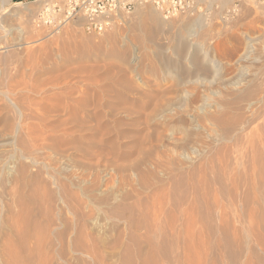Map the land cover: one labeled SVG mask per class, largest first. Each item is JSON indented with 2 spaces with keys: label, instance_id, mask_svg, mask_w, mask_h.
I'll use <instances>...</instances> for the list:
<instances>
[{
  "label": "rangeland",
  "instance_id": "1",
  "mask_svg": "<svg viewBox=\"0 0 264 264\" xmlns=\"http://www.w3.org/2000/svg\"><path fill=\"white\" fill-rule=\"evenodd\" d=\"M41 1L42 0H7L4 8L0 9V261H8L6 258L9 255L6 254V258H4V253L6 252V250H4L3 247L4 243H6L5 245L7 247H10L7 248L5 246L7 248V251L11 250L9 251V254H11V256L8 257L9 260L16 261L18 253L20 251L16 264H26L24 261L33 260L34 261L32 264H43L44 261H46L45 263L47 264L49 262V264H64L65 262L67 264H88L89 262L87 261L90 260L85 256L83 257L80 255L76 256L71 254L66 257L61 256L62 259L60 260L56 254L57 248L54 246V244L53 246L52 244L50 246H47L49 242H52V234L49 231L48 233H46L47 239L49 240H47L46 243L43 242L44 239L42 236H45L44 229L46 225L44 223L48 219L54 221L56 220V218H59L66 223H71V225H74L75 218L72 216V212H74V204V206H82L84 208L85 214H87L88 216V219H86L87 223H85V232H90L89 235L95 238L96 241H103V245L100 248L103 255V264H140L139 262L142 260L141 257L144 258L145 255L146 260H148L147 264H167L168 262V264H177V261L180 259L183 262L187 260L193 261V257H197V259L194 261H202L203 264L204 262L205 264H211L213 262L216 264H245L247 260L251 262H247L246 264H255V262L256 264H264V248L261 247L262 243L264 244V240L262 239L264 237L261 238L258 236L260 240H257V236H255L257 234L261 235L262 233V235H264V222L262 223V221H264V218H262L261 216L264 210V184H262L263 186L261 185L260 187L258 179L261 178V167H259L260 164H255L254 161L255 148H258V146L260 147V145L262 146L264 144V141L262 142V140H264V131H261V129L264 130V101L263 103H261L262 99H260L263 98L264 100V94H262L264 93V1L203 0L202 8L197 14V16L200 15L201 29L198 30L195 37L191 41L186 42L184 40L187 43V48L181 47L179 49H174V47H172L175 45L174 42H172L171 44V42L169 41H164L163 46H166L167 48H163L160 51L156 50L157 48H155L153 44L142 39L143 37L140 36L142 35V31H140L141 28H138L140 33L138 32V30H131L133 26L130 23V20H133L132 17L134 16L136 9H134L129 14L118 16L113 27L102 34H88L79 27V22H73L74 25H71V22V24L65 26L56 35L49 36L46 35V33H44L43 31L36 30L31 22L33 15L41 6ZM142 5L144 6H137L136 8L142 7V9L145 10L152 6L150 4ZM184 17L192 19L195 16L192 18L187 16ZM126 22L128 23V25H126ZM139 37H141V39ZM185 42L183 44H186ZM196 45H199L200 47H197L198 50L196 49ZM188 48L190 50H187ZM201 48L203 49V51ZM191 49L195 50L192 51ZM165 50H167L168 52ZM111 51H118L116 53H119V55L122 53L125 56H113L111 54ZM157 51L160 52V55H158L160 56V58L157 57ZM182 51H185L187 55ZM195 51L196 54H194ZM165 52L167 53L165 54ZM175 53H177L178 55ZM171 54L172 56H170ZM241 54H246V57L248 58H246L245 60H239V56ZM161 55L164 56L161 57ZM185 56H187L188 58H186ZM204 56L205 60H202ZM161 58H164L162 59V61L171 60L173 64L169 65L170 68L169 66L167 67L163 65ZM172 59L175 60L172 61ZM192 59H195V62ZM191 60L194 63L198 62H196V60H201L200 62H198L201 64V70L199 72H195L196 69H193V63L190 64ZM174 64L176 65V67H172V65ZM212 64L213 66H215L213 67ZM211 67L213 68L211 69ZM185 71L188 72L185 73ZM253 79L256 81H254ZM251 82L252 85H257L261 87V90H263V92L260 91L261 95L259 93L257 95L258 97L256 96V100H261V102H257V104L259 103L258 107L256 103L249 106L244 102H242L243 106L242 103L237 104L236 106L235 102L237 94H240V91H245L247 89L246 87L251 86V84H249ZM227 91L229 92V94ZM230 93L232 94L230 95ZM181 98H183L182 101H180ZM68 99L77 101L86 100L87 104L91 105L89 107L91 113L100 114L101 116L99 118V122L103 125V128H107L106 132L104 131V136L102 137L104 146L100 148L99 152L97 151V149H93L91 151L93 156H90L87 162L83 160V162H86L84 168L78 166V164H74L73 162L71 163L67 159H62L59 156L55 155V153L51 149L49 150V146L51 145V143L47 141V146H44L45 142L41 140V138L44 136H49L50 138L54 134V132H52L51 130H45L43 123L55 125L56 121H63L68 117V114L65 113H47L46 111L48 109H51L54 105L66 102ZM158 100H161L160 102H163V104L171 102L169 105L171 106V108H173H170V112L168 113L169 115L167 114L169 117L166 116L165 119L160 121L162 129L156 128L155 124L152 123V121L146 120V115L149 113V109H146L145 104L151 101ZM225 100L227 102H225ZM228 101L229 104H231L232 102V104L235 105L234 106L231 104L235 109L232 106H229L232 109H227V111L232 114L229 118L233 120L239 119L238 122L240 121V123L238 124V128L241 132L236 130V126V129L232 128V130H229V133L234 130L233 133L235 135L231 133L233 137L232 135L227 133L229 137H232V139L229 138L227 134H221V132L223 131L220 132L219 130L222 129L216 127L215 124L210 121V117L216 113L221 112V105H223V103L228 104ZM218 102L223 103L219 105ZM216 104L218 106H216ZM94 105H96L95 110ZM236 107L238 108V110ZM211 113H213V115H211ZM229 113L227 112V115ZM234 117L236 119H234ZM245 120L247 121V124L245 123ZM95 124L97 125V121H91V126L96 127ZM16 126L20 127L18 130V136L16 138L23 137V140L28 141L30 144L34 145L35 143H38L40 145L42 144V146L34 149L32 154L26 153L27 155H25L22 159L20 158V154H18L14 150V147L12 145L10 147L9 142L10 137L14 136V129ZM250 130L254 132H251L252 136L251 133H249ZM258 131L262 132H259L260 136H263L262 139L261 137H258ZM184 134H187L186 137L184 136ZM253 134L254 136H256L254 137ZM225 135L226 140L229 139L233 143L229 140L225 142ZM249 135L251 136V138ZM254 138L255 140H257H254V142H260V144L256 145L257 143H253L252 139ZM259 139L260 141L258 142ZM250 140L251 143H249L250 146H248V142H250ZM97 141H99L98 138L94 139L95 143H97ZM252 143L253 147L251 145ZM3 144H6L7 146H4ZM223 145L226 147H224ZM228 147L229 149H231L228 150ZM245 147H248L250 151L248 149L244 150ZM224 148L226 149L225 152ZM261 148L264 150V145L263 147H260L258 149L260 150ZM226 152L227 154H225ZM229 152H231V154ZM259 152H263L262 154L264 155V151L261 152L260 150ZM96 153L99 156H97ZM242 153L245 158H241ZM228 154L233 157H231L232 159L236 158V160L233 161L230 158L229 161L228 157L230 155ZM13 155L14 157H12ZM225 155H228L226 156L227 158L225 157ZM263 155L262 157L264 160ZM213 156H215L217 159L215 160V157L213 158ZM146 157H148L147 160H150H148L149 162L152 161L151 163L156 164L157 166L150 163L151 166H149L148 169L151 173L148 178L142 179L137 175V173L132 170V167L135 163L141 161L144 158L146 159ZM221 157L223 158V160ZM237 157L238 159L240 158V161L243 159L245 160L241 161L240 163ZM28 158L35 159L36 165H32L31 160H29ZM247 158L249 159V161L246 160ZM209 160L213 163H211ZM220 160H222L223 164L219 163L221 162ZM215 161L217 162V164L219 163V166L221 167L220 168L218 166V169L220 168L222 170L213 168L217 167ZM225 161L226 165L224 164ZM227 161L229 162L227 163ZM246 161L248 164L246 163ZM242 162H244V164ZM249 162H253L255 165L253 163L252 164L255 167H253V165ZM207 163L209 165H212L213 167H211L210 169ZM21 164L27 165L26 173L24 175L25 184L23 186L21 184V181L15 180L17 178H20V175L17 173V171L18 167ZM227 164L229 165V169L230 167H232L231 170L233 171V173L231 172V170L229 172H231L233 176L231 173L229 174ZM245 164L249 166V171H251L252 169L249 175L247 172L248 169ZM121 165L123 167H126L127 170L120 171L119 167ZM199 165H201L202 167L200 166V168ZM205 165L207 167H205ZM238 165L240 167H238ZM256 165L258 166L256 167ZM258 167L259 169H257ZM39 168L42 169L39 170ZM240 168L241 171L239 170ZM242 168L245 170H243ZM201 169H204L206 172H204V170L202 171ZM234 169L237 170L235 171ZM194 170L198 171L197 173L199 175L197 173H194ZM225 170H227V174L225 173ZM254 170L256 171L254 172ZM214 171H223V173L228 176L226 178L224 176L225 174L221 175L218 172V175L221 177H217V173H214ZM190 172L191 175H194V178L197 177V180H194V182H197V184L195 183L196 187H199L197 188V195H201L199 199L203 198L199 200L200 208L203 206L200 210H209V214H214L215 216L209 217L211 219L202 220V215L199 217L198 215H196L195 210H190L193 194L191 193V189H188V192H186L187 188L191 187L190 183L193 182H190L191 179H189ZM237 172L240 173V176L242 178ZM201 173H203L207 177L202 175ZM246 173L248 176L246 175L245 178L244 175ZM234 174H236L235 176L239 181L235 179ZM257 174H259L260 176ZM178 176L183 177V185L184 182L187 181L188 183L186 182V185L189 186H186V188L185 185L183 186L185 188V192L188 194L185 196L187 198V206H185L186 210H184L183 208L185 213L184 215L180 216L181 219L176 224L175 222H177L176 220L178 219L179 215L177 216L176 214L178 213L171 210L170 206L172 205V203L171 205L170 203L167 204L168 202H170L169 200L171 198L167 194L169 193L168 190L172 187L171 181L176 179V177ZM202 176L204 178L206 177L205 180L204 178L203 180L201 179ZM222 176L226 181L222 180L223 183L221 181L222 184L219 183V185L217 184V181L219 179L220 182ZM216 177L218 179H216ZM232 177L234 179H231ZM243 177L245 180L243 179ZM248 177L250 178V181H248ZM256 177L257 180L255 179ZM263 178L264 177L262 175V181H264ZM207 179L208 181H206ZM261 179L259 180L261 181ZM199 180L201 181L199 182ZM210 180L212 184L209 182ZM253 181L254 183L257 182L259 186L257 183L254 184ZM202 182L204 188L207 187V189H205H209L208 191H206L203 186H201ZM204 183H210L211 185L207 184L206 186V184ZM229 183L231 184V186L229 185ZM233 183L235 185H233ZM246 183L248 186H246ZM238 184L241 185V190H239ZM249 184L251 188L249 187ZM251 184L254 186H251ZM222 185L223 188L221 190ZM255 185L258 188H256ZM228 186L232 189L230 190ZM234 186L238 187H236V189H238L235 190V192L237 191L236 193L234 192ZM61 187L62 191L60 190ZM224 187L226 188V190L224 189ZM247 187L251 190H249ZM259 188L260 191H258ZM261 188L263 191L261 190ZM199 189L200 191L202 189L205 195H203L202 191L200 192ZM256 189L259 195L257 192H255ZM223 190L224 193L227 191V194H222L221 192H223ZM232 191L237 196V198H233L235 197V195L232 193ZM209 192L211 194H209ZM229 192L232 193V197L230 196L231 193ZM163 193L165 194L164 199L165 202H167L166 204L162 202L163 198H160L163 197ZM261 193H263V195ZM207 194L209 197L207 196ZM245 194H247V196H245ZM64 195L66 198L63 197ZM149 195L151 198L149 197ZM189 196L191 198H189ZM243 196L247 197L248 201L247 198L244 199ZM146 197L149 198L147 199ZM158 197L159 200L157 199ZM206 197L209 200L210 204L209 202H205L206 200L204 199ZM103 199L105 200V202ZM249 199L252 200L250 201ZM138 200H140V211L137 212V210H135L132 211L133 213H130L129 210L124 209L121 216L127 218L128 215H132L133 217H136L137 215V217L140 219V215L142 217H146L148 221L151 219L150 222H153L151 223L152 227H154L152 236L157 244L158 241L161 242L162 240V233L165 232L166 234L167 230H169V233H167L168 235L170 234L169 237L173 236L172 239L176 241H178V238L181 240V238L179 237L181 236V245L180 243H178L180 241H178L177 243L175 241V246L167 247V250L171 256H169L171 260L168 259L169 257L167 258L168 260L165 259L166 256L163 250H153L150 248L147 241L144 240L146 239V232L144 229H142V231H135L133 229V231H130L126 223V221L128 222V219H125L124 221L122 219V221L120 222L108 220L105 218V216L108 215L116 207L122 206L123 208H127L137 203ZM144 200H146L144 203L147 206H145V204L143 203ZM147 200L151 202H153L154 200H158L160 203H157L158 201L156 203H154L155 201L151 203ZM188 200L190 201L189 203ZM255 200H257L258 202L262 201L261 203L263 204V206L261 203H257V201L255 202ZM201 202L202 205L200 204ZM232 202H236V206ZM149 203L153 205L154 209H151L153 207H150L151 205ZM214 203H216L218 207L214 206ZM242 203L243 205L245 203V205L243 206ZM249 203L252 205L246 206V204ZM256 203L259 205L260 210ZM155 204L160 205L155 208ZM212 205L214 206V208L212 207ZM241 205L242 208L244 207V209L241 208ZM207 206H210L212 208L208 207L209 209H207ZM260 206H262L263 209ZM23 207H25L26 209H24ZM245 208L249 210L247 211V214ZM210 209L213 210L211 211ZM214 209L216 212L214 211ZM219 209L220 212H222L218 213L217 216V212H219ZM162 210H166L163 211V214L169 211L167 213L168 215L165 214L167 215V217L162 215ZM19 211L22 212V214ZM81 211L83 212V210ZM152 211H154L153 214H155V216L153 214H150L152 213ZM255 211L258 212V215L255 213ZM18 213L20 217L18 216L17 218L22 221H19L15 218ZM88 213H91L90 218ZM147 213H149L150 216ZM186 213L188 215L191 214V217L188 216V218L190 217L189 219L185 218L187 217ZM25 214H27L28 218L25 216ZM255 214L257 216H255ZM156 215L160 216L157 217ZM247 215H249L251 218ZM262 215L264 216V213ZM151 216L153 217L150 218ZM168 216L170 219H172L171 221H169L170 219L168 218ZM154 217L157 220L161 217V220L157 221ZM256 217H258L260 221L263 219L261 221L263 225L260 223V221H258V218ZM91 218L94 219V221ZM223 218L225 220H222ZM27 219L28 222L26 221ZM248 219L252 220L250 221L251 226L254 227L255 230L258 229L259 233L255 234L256 232H258V230L256 232L253 231L254 228H252L251 226L250 228H252V230L249 229L250 222ZM12 220L14 222L18 220L17 222L19 223H13ZM24 220L27 224H25ZM166 220L168 221L166 222ZM173 220H175V222ZM181 220L183 222H181ZM214 220L215 223L213 222ZM219 220H222L221 224ZM223 221H225V224L226 222H229L227 223V226H224V223H222ZM255 221L257 223H255ZM171 222L175 223L172 227L174 230L170 227ZM189 222H191L192 224ZM242 222L245 226L241 224ZM9 223L11 224V226ZM182 223H185L187 227H185V225H183ZM16 224L17 226L19 225V229L22 225V230H18ZM160 224L161 226L159 228ZM189 224L190 226L195 225V231L193 230L195 227H188ZM201 224L203 225V227L205 225L204 230L206 228L207 230L204 231ZM212 224H214L215 226ZM222 224L223 226H221ZM233 224L234 226L232 227L231 225ZM255 224L257 225L256 227ZM180 225L182 227V230L184 229L183 232L180 231ZM209 225H211L213 228ZM121 226H124V228H122ZM229 226L230 228L232 227V229L228 228L227 230V227ZM7 227L9 230L7 229ZM166 227L169 228L167 229ZM220 227H224L223 232L222 228L220 229ZM15 228H17L18 231H15ZM120 229L123 232L119 231ZM128 230L129 232H127ZM160 230H163V232L161 233ZM175 230L178 231L176 232ZM229 230H231V232ZM10 231L14 232V234L17 235H13V233ZM154 231L159 232L155 233ZM185 231L188 233V235ZM250 231L252 234L250 233ZM16 232H20V234ZM23 232L25 233L21 234ZM181 232L184 233L183 236ZM198 232H201L202 237L199 235V237H197ZM219 232L221 234H219ZM131 233H135L139 237V240L136 244H134L133 241L130 242L131 240L129 236L131 235ZM158 233L161 235H159ZM178 233L181 234L179 235ZM192 233L194 235H192ZM204 233L206 235H204ZM223 233H227V236ZM119 234L120 236H118ZM212 234L214 235L212 236ZM229 234L231 235V238L233 236L232 243L238 242L239 245L237 243H235L236 245L230 244L229 241L232 240L228 239L230 238ZM18 235L24 236L21 237V240H16ZM122 235H124V238L122 237ZM142 235H144L145 238ZM219 235L222 236V239ZM216 236L217 238L220 237L217 241ZM225 236L227 238H225ZM223 237L227 240V242L226 240L224 241ZM115 238L119 240L121 239V243H123V240H125L124 244H121L122 248L114 247L115 249H113L110 246L111 242ZM187 238L189 245H191V243H193L194 245V247L192 245L191 247L188 246V249L191 248L190 251L192 253L188 249H185L188 245L184 243L187 241ZM196 239L200 240V242H196ZM208 240H210L211 243ZM9 241L11 242V244L13 242V244H15L16 246L13 244L11 245ZM20 241L23 247L19 245ZM139 242L141 245H139ZM194 243L196 244V246ZM204 243L208 245V249L207 247H205V249L203 248L205 246ZM220 243H223L226 248L224 246L221 247ZM183 244L186 247H184ZM198 244L200 247L202 246V244L204 246L198 248ZM232 245L234 247L237 246L235 247L236 250ZM139 246L141 247L142 251L139 250ZM248 246L252 248H249ZM15 247L17 249L14 250ZM230 247H232L233 250H231ZM125 248H127L130 253L129 259H124ZM135 248H138L139 251L137 249L135 250ZM171 250H173V252ZM192 250L194 252H198V254L196 253L198 256L195 253L193 254ZM219 250L224 251L223 253H221L219 252ZM204 251H209V253H206ZM217 251L221 253L225 258L221 255L219 256V253ZM240 251L241 257H239ZM154 252L155 254H153ZM183 252L186 254H184ZM132 254L133 257L135 256L134 258H132ZM141 254L145 255L143 256ZM190 254L192 258L190 257ZM204 254L208 255L204 256ZM12 255H14V257ZM30 255H32V258ZM148 255L151 259L148 257ZM177 255H179L180 257ZM186 255L188 257L185 260ZM251 255H253V258ZM201 256H203L206 261ZM15 257L16 260H14ZM131 258L134 260L131 261ZM207 258L209 260H207ZM223 258L228 259L229 262L227 260L224 261ZM138 260L140 261L138 262ZM80 261L84 263H81ZM182 261L181 263L180 261L178 263L182 264ZM142 262L143 261H141V263Z\"/></svg>",
  "mask_w": 264,
  "mask_h": 264
},
{
  "label": "bare ground",
  "instance_id": "2",
  "mask_svg": "<svg viewBox=\"0 0 264 264\" xmlns=\"http://www.w3.org/2000/svg\"><path fill=\"white\" fill-rule=\"evenodd\" d=\"M5 1L6 0H0V9H3L4 7V3H5ZM219 1H221V0H219ZM224 2V1H223ZM138 6H144V5H138ZM150 6V5H149ZM137 7V6H136ZM135 7V14H134V16L132 17V21L130 20V23L132 24V26H133V28H131V30L133 29V30H138V32H139V29L138 28H141V30L140 31H142V35H140V34H136V35H140V36H142L143 38L142 39H144L146 42H149V43H151V44H153V46H155V48H157L156 50H162L163 48H167L166 46L164 47L163 46V44H164V41H169V42H171V44H172V42H174L175 43V45L174 46H172V47H174V49L175 48H187V41H191L194 37H195V35H196V33L198 32V30H200L201 29V20H200V15H198L197 16V14L198 13H196V14H193V15H179V16H175V17H170V18H165V17H163L162 16V14L156 9V8H154V7H150V8H147V9H142V7H140V8H136ZM3 14V13H2ZM184 16H187V17H194V18H192V19H189V18H186V17H184ZM197 16V17H196ZM177 17V18H176ZM128 20V21H129ZM81 21V19H77V20H72L71 22H72V24L71 25H74L73 24V22H79V23H81L80 22ZM31 22H32V20H31ZM127 23V22H126ZM125 23V24H126ZM126 25H128V23L126 24ZM77 26H78V24H77ZM130 26V25H129ZM34 27V26H33ZM206 28V27H205ZM37 30V29H36ZM132 30V31H133ZM40 31V30H39ZM107 32V31H106ZM135 32V31H134ZM200 32V31H199ZM136 33V32H135ZM140 33V32H139ZM205 33V32H204ZM47 35V34H46ZM56 35V34H55ZM198 35V34H197ZM49 36H50V34H49ZM140 39H141V37H139ZM138 38V39H139ZM198 38V37H197ZM186 42H185V41ZM186 43V44H183L184 42ZM198 41H200V40H198ZM173 43V44H174ZM193 43V42H192ZM196 43V42H195ZM198 43V42H197ZM201 43V42H200ZM188 45H189V43H188ZM193 45V44H192ZM167 46H168V43H167ZM191 46V45H190ZM194 46V45H193ZM201 46V45H200ZM197 47L198 48H200L199 47V45H196V49H197ZM191 48V47H190ZM169 49V48H168ZM202 49V48H201ZM187 50H190L189 48L187 49ZM192 50V49H191ZM195 50V49H194ZM194 50H192V51H194ZM198 50V49H197ZM165 51H167V50H165ZM172 51H174V50H172ZM201 51V50H200ZM202 51H203V49H202ZM251 51V50H250ZM112 52V51H111ZM116 52H118V51H115V52H112L111 54L113 55V56H117V57H120L121 55H123V56H125L124 54H120L119 55V53H116ZM158 52V51H157ZM168 52V51H167ZM167 52H165V54L167 53ZM175 52H176V50H175ZM183 52V51H182ZM188 52V51H187ZM198 52V51H197ZM108 53H110V52H108ZM160 52H158V54H157V57H159L160 58V56H158V55H160L159 54ZM163 53H164V50H163ZM183 53H186L185 51L183 52ZM189 53V52H188ZM194 53V52H193ZM110 54V55H111ZM175 54H177V53H175ZM174 54V55H175ZM194 54H196V51H195V53ZM111 55V56H112ZM154 55V54H153ZM178 55V54H177ZM186 55H187V53H186ZM189 55V54H188ZM205 55V54H204ZM162 56H164V55H161V57ZM170 56H172V54L170 55ZM176 56V55H175ZM190 56V55H189ZM192 56H194V55H192ZM247 55L246 54H241L240 56H239V60H245L246 58H248V57H246ZM186 58H188L187 56H185ZM184 57V58H185ZM191 57V56H190ZM124 58V57H123ZM122 58V59H123ZM165 58V57H164ZM164 58H161V61H162V59H164ZM178 58V57H177ZM196 59V58H195ZM195 59H192L193 61L195 60ZM175 60V59H174ZM173 59H172V61H174ZM178 60V59H177ZM188 60H190V59H188ZM192 60H191V62H190V64H192V66H193V69H196L195 70V72L197 71V72H199L200 70H201V64L200 63H198V62H200L199 60H196V62L197 63H194V62H192ZM202 60H205V56L203 57V59ZM175 62H177V61H175ZM174 62V63H175ZM188 62V61H187ZM203 62V61H202ZM162 63H163V65L164 66H169L170 64H173L172 62H171V60L169 61V60H163L162 61ZM176 64V63H175ZM172 65V67H176V65ZM178 64V63H177ZM180 64V63H179ZM214 64V63H213ZM213 64H212V66H213ZM161 66H162V64H161ZM181 66V65H180ZM215 66V65H214ZM213 66V67H214ZM183 67V66H182ZM213 67H211V69L213 68ZM169 68H170V66H169ZM186 70H188V69H186ZM213 71V70H212ZM219 71V70H218ZM186 72H188V71H185V73ZM211 73H213V72H211ZM184 75H186V74H184ZM249 77V76H248ZM254 77V76H253ZM185 78H187V77H185ZM249 79V78H248ZM255 79V78H254ZM253 79V80H254ZM259 79V78H258ZM186 80V79H185ZM187 80H190V79H187ZM204 80H207V79H204ZM254 81H256V80H254ZM194 82V81H193ZM236 84V83H235ZM249 84H251V86H249V87H246L245 89V91L243 90V92H241L240 91V94H237V98H236V102H235V104H236V106H237V104H240V103H242V102H244L245 104L247 103V105H249V106H251L252 104H257V102H261V100H256V98L258 97L257 95L260 93V95H261V92L260 91H262L263 92V90H261V87H259V86H257V85H252V82L251 83H249ZM260 84V83H259ZM230 85V84H229ZM232 85V84H231ZM261 85H263V84H261ZM236 86V85H235ZM235 86H233V87H235ZM264 86V85H263ZM262 86V87H263ZM226 89V88H225ZM228 90V89H227ZM237 90V89H236ZM232 91V90H231ZM228 92V91H227ZM226 92V93H227ZM234 93V92H233ZM228 94H229V92H228ZM232 93H230V95H231ZM262 94H264V93H262ZM259 95V96H260ZM226 96H227V94H226ZM257 96V97H256ZM263 96V95H262ZM187 97V96H186ZM233 97V96H232ZM261 97V96H260ZM183 98H184V96H183ZM183 98H181V100L180 101H182V99ZM6 99V98H5ZM186 99V98H185ZM184 99V100H185ZM233 99V98H232ZM231 99V100H232ZM259 99V98H258ZM260 99H262V102L261 103H263V98H260ZM187 100V99H186ZM185 100V101H186ZM161 101V100H160ZM159 100L158 101H151V102H149V103H147V104H145L146 105V109H149V113L146 115V120H148V121H152V123H154L155 124V127L156 128H161V123H160V121L161 120H163V119H165V117L166 116H168L169 114V112H170V108H171V106L169 105L171 102H169V103H167V104H163V102L161 103ZM235 101V100H234ZM233 101V102H234ZM89 102V101H88ZM224 102V101H223ZM223 102H221V103H223ZM225 102H227L226 100H225ZM180 103H182V102H180ZM219 103V102H218ZM221 103H219V105L221 104ZM231 104H232V102H231ZM229 104V101H228V104H224L223 103V105H221V109H222V111L221 112H219V113H216V114H214L213 115V113H211V115H213V116H211L210 117V121L211 122H213L214 124H215V126L216 127H219L220 129H222V130H219L220 132L221 131H223V132H221V134L222 133H224V134H227V133H229V130H232V128H234V129H236V126H237V129L236 130H238L239 131V128H238V124L240 123V121L238 122V120L234 117V119H236V120H233V119H230L229 117H230V115H232V114H230L229 113V111H227V109H229V108H231V107H229V106H232V105H234V104ZM183 105V104H182ZM182 105H181V107H182ZM258 105H259V103L257 104V107H258ZM91 105H89V104H87V102H86V100H81V101H77V100H73V99H68L66 102H64V103H62V104H58V105H54L51 109H48L46 112L47 113H53V112H56V113H65V114H68V117H67V119L66 120H63V121H56V124L54 125V124H44L43 123V125H44V128H45V130H51L52 132H54V134L49 138V136H44V137H42L41 138V140H43L44 142H45V144H44V146H47L46 145V142L47 141H49L50 143H51V145L49 146V150L51 149L54 153H55V155H57V156H59L60 158H62V159H67V160H69L71 163L73 162L74 164H78V166H81L82 168H84V166L86 165V162H87V160H88V158H90V156L92 157L93 156V154H92V150L93 149H97V151L99 152L100 151V148H102L103 146H104V143H103V139H102V137L104 136V133L106 132V130H107V128L105 127V128H103V125L99 122V118H100V114H97V113H91V111L89 110V107H90ZM123 106V105H122ZM177 106V105H176ZM214 106V105H213ZM216 106H218L217 104H216ZM235 106V105H234ZM242 106H243V103H242ZM261 106V105H260ZM264 106V105H263ZM95 107V108H94ZM94 110L96 109V105H94ZM178 107V106H177ZM180 107V108H181ZM233 107V106H232ZM245 107V106H244ZM248 107V106H247ZM128 108V107H127ZM234 108V107H233ZM237 108V107H236ZM246 108V107H245ZM249 108V107H248ZM254 108V107H253ZM256 108V107H255ZM171 109H173V108H171ZM217 109V108H216ZM232 109V108H231ZM235 109V108H234ZM257 109V108H256ZM237 110H238V108H237ZM172 112V111H171ZM227 112L229 113L228 115H227ZM174 113V112H173ZM207 113V112H206ZM168 114V115H167ZM172 115V114H171ZM209 115V114H208ZM64 116V115H63ZM206 116V115H205ZM228 116V117H227ZM234 116V115H233ZM169 117V116H168ZM232 117V116H231ZM145 118V117H144ZM206 118H208V117H206ZM233 118V117H232ZM261 118V117H260ZM93 120H95V121H97V125H96V127H93V126H91V121H93ZM158 121V122H157ZM165 121V120H164ZM249 121V120H248ZM247 121L245 120V123H246ZM144 123V122H143ZM249 123V122H248ZM193 124V123H192ZM247 124V123H246ZM264 124V123H263ZM241 125V124H240ZM249 125V124H248ZM246 126V125H245ZM264 127V126H263ZM262 127V128H263ZM19 126H16L15 127V129H14V136H11L10 137V147H11V145L14 147V150L18 153V154H20V158L22 159L25 155H27V154H32V152H33V150L34 149H36L37 147H40V146H42V144L40 145V144H38V143H35V145L34 144H30L28 141H25V140H23L21 137H19V138H16L17 136H18V130H19ZM259 128H261V127H259ZM258 128V129H259ZM162 129V128H161ZM214 129H215V127H214ZM213 129V130H214ZM218 129V128H217ZM264 129V128H263ZM253 130V129H252ZM260 130V129H259ZM105 131V132H104ZM181 131V130H180ZM195 131V130H194ZM261 131L263 132L264 130H262L261 129ZM261 131H258L257 133H258V137H261L260 136V133L259 132H261ZM60 132V133H59ZM218 132V131H217ZM216 132V133H217ZM234 132V130L233 131H231V133H233ZM237 132V131H236ZM239 132H241V131H239ZM254 133L253 131H251L250 130V132L249 133ZM261 132V133H262ZM45 133V132H44ZM43 133V134H44ZM57 133H59V134H57ZM231 133H229L230 135H232ZM252 133H251V136H252ZM16 134V135H15ZM57 134V135H56ZM220 134V133H219ZM218 134V135H219ZM234 134V133H233ZM187 135V134H186ZM186 135L184 134V136L186 137ZM228 135V134H227ZM235 135V134H234ZM236 135H237V133H236ZM95 136V137H94ZM222 136V135H221ZM250 136V135H249ZM249 136H247V137H249ZM251 136H250V138H251ZM253 136H254V134H253ZM256 136V135H255ZM254 136V137H255ZM94 137V138H93ZM220 137V136H219ZM228 137H229V135H228ZM232 137H233V135H232ZM232 137H229V138H231L232 139ZM93 138V139H92ZM96 138H98L99 139V141H97V143H95L94 142V139H96ZM172 138V137H171ZM188 138V137H187ZM194 138V137H193ZM237 138V137H236ZM263 138V136L261 137V139ZM40 139V138H39ZM144 139V138H143ZM184 139V138H183ZM189 139V138H188ZM196 139V138H195ZM223 139H224V135H223ZM249 139V138H248ZM141 140V139H140ZM139 140V141H140ZM191 140H192V138H191ZM229 139H227L226 140V135H225V142H227ZM236 140V139H235ZM253 140V143H255L254 142V140H255V138L254 139H252ZM230 141V140H229ZM255 141H257V140H255ZM260 141V139L258 140V142ZM264 140H262V142H263ZM108 142V141H107ZM230 142H232V141H230ZM233 143V142H232ZM235 143H236V141H235ZM249 143H251V140H250V142H248V146H250V144ZM253 143L251 144L252 145V147H253ZM257 143V142H256ZM255 143V144H256ZM7 144V143H6ZM6 144H3L4 146L6 145ZM188 144V143H187ZM222 144H223V141H222ZM230 144V143H229ZM258 144H260V142L259 143H257L256 145H258ZM262 144V143H261ZM264 145V144H263ZM263 145L261 146L260 145V147H263ZM4 146H1V147H4ZM7 146V145H6ZM224 146V145H223ZM229 146V145H228ZM246 146H247V144H246ZM224 147H226V146H224ZM256 147V146H255ZM259 146H258V148H260ZM242 148V147H241ZM257 148V147H256ZM255 148V152H254V161H255V164L256 163H258V164H260V166L259 167H261V169H260V174H261V178H262V175H263V177H264V160H263V157H262V151H264L262 148L260 149L261 150V152L262 153H260L259 151V149L257 148L256 149ZM223 149V148H222ZM225 149V148H224ZM231 149V148H230ZM229 149V147H228V150H230ZM245 149H248L249 150V148L247 147H245L244 148V150ZM248 150H247V152H248ZM251 150H252V148H251ZM196 151V150H195ZM220 151V150H219ZM226 151V149L224 150V152ZM232 151V150H231ZM250 151V150H249ZM218 152V151H217ZM242 152H245V151H242ZM252 152V151H251ZM16 153V154H17ZM27 153V154H26ZM192 153V152H191ZM230 154H231V152H229ZM97 154V153H96ZM221 154V153H220ZM225 154H227V152L225 153ZM230 154H228V155H230ZM241 154V153H240ZM246 154V153H245ZM217 155V154H216ZM228 155H225V157L226 156H228ZM242 155H243V153H242ZM242 155H241V158H245V156L243 155V157H242ZM252 155V154H251ZM97 156H99L98 154H97ZM218 156V155H217ZM264 156V155H263ZM12 157H14V155L12 156ZM31 157V156H30ZM123 157V156H122ZM186 157V156H185ZM215 156H213V158H214ZM220 157V156H219ZM219 157H218V159H219ZM232 156L230 155L228 158V160L230 161V158H231ZM247 157V156H246ZM251 157V156H250ZM250 157H248V158H250ZM147 158L148 157H146V159L144 158V159H142L141 161H139V162H137V163H135L134 165H133V167H132V170L135 172V173H137V175L139 176V177H141L142 179H145V178H148V176L150 175V173L151 172H149V166H151V164H153V163H151V162H149L148 160H147ZM222 158V157H221ZM227 158V157H226ZM233 158V157H232ZM231 158V159H232ZM246 159V160H248L249 161V159ZM29 160H31V163H32V165H36V161H35V159H32V158H28ZM59 159V158H58ZM215 160L217 159L216 157L214 158ZM225 159V158H224ZM237 159H238V157H237ZM240 159V158H239ZM238 159V160H239ZM60 160V159H59ZM83 160L84 161H86V162H83ZM100 160V159H99ZM210 160H211V158H210ZM209 160V161H210ZM222 160H223V158H222ZM222 160H220L221 162H222ZM233 161L234 160H236V158L235 159H232ZM231 160V161H232ZM243 160H245V159H243ZM243 160H241V161H243ZM68 161V162H69ZM208 161V162H209ZM213 161V160H212ZM229 161H227V163L229 162ZM241 161L239 160V162L241 163ZM253 161V160H252ZM62 162V161H61ZM211 162V161H210ZM216 162V161H215ZM214 162V163H215ZM221 162H219L220 164H223V162L221 163ZM239 162H238V164H239ZM19 163V162H18ZM151 163V164H150ZM211 163H213V162H211ZM210 163V164H211ZM219 163L217 164V162H216V164H217V167H213L212 165H209L208 163V166L210 167V169H211V167H213L214 169H216L217 168V170H219L221 167L219 166ZM243 164H244V162H242ZM246 163H247V161H246ZM249 163H251V162H249ZM253 163V162H252ZM251 163V164H252ZM215 164V165H216ZM225 165H226V161H225V163H224ZM248 164V163H247ZM254 164V163H253ZM252 164V165H253ZM254 164V165H255ZM19 165V164H18ZM153 165H156V164H153ZM246 165V164H245ZM244 165V166H245ZM253 165V167H255ZM157 166V165H156ZM201 165H199V167H200ZM218 166L220 167L219 169H218ZM224 166V165H223ZM227 166H228V172L231 170V168L232 167H230V169H229V165L227 164ZM226 166V167H227ZM231 166V165H230ZM234 166H235V164H234ZM258 165H256V167H257ZM46 167V166H45ZM202 167V166H201ZM200 167V168H201ZM204 167V166H203ZM205 167H207L206 165H205ZM225 167V166H224ZM238 167H240L239 165H238ZM246 167H247V169H248V165H246ZM259 167L257 168V169H259ZM212 168V169H213ZM237 168V167H236ZM12 169V168H11ZM26 169H27V165H20L19 167H18V171H17V173L20 175V178L18 179H15L16 181L18 180V181H21V184H22V186L25 184V178H24V175H25V173H26ZM40 169H42V168H39V170ZM70 169V168H69ZM193 169V168H192ZM195 169V168H194ZM206 169V168H205ZM209 169V170H210ZM225 169V168H224ZM224 169H223V171H224ZM227 169V168H226ZM243 169V168H242ZM255 169V168H254ZM256 169V170H257ZM119 170L120 171H126L127 169H126V167H123L122 165L119 167ZM196 170V169H195ZM194 170V171H195ZM202 171L204 170V169H201ZM220 170H222V169H220ZM235 170V169H234ZM237 170V169H236ZM235 170V171H236ZM240 171H241V168L239 169ZM238 170V171H239ZM243 170H245V169H243ZM256 170H254V172L256 171ZM65 171V170H64ZM202 171H199V172H202ZM207 171H208V168H207ZM223 171L222 172H219V171H214V173L216 172L217 173V177L219 176L218 174L220 173L221 175L223 174H227V170H225L226 172L225 173H223ZM239 171V172H240ZM247 171V170H246ZM251 171H252V169H251ZM251 171H249V169H248V175H249V173L251 172ZM11 172H12V170H11ZM193 172V171H192ZM198 171H195L194 173H197ZM204 172H206L205 170H204ZM213 172V171H212ZM211 172V173H212ZM219 172V173H218ZM231 172L233 173V171L231 170ZM231 172H229V174L231 173ZM14 173H16V172H14ZM62 173V172H61ZM210 173V172H209ZM214 173H213V176H214ZM231 173V174H232ZM235 173V172H234ZM238 173V172H237ZM242 173V172H241ZM244 173V172H243ZM258 173V172H257ZM198 174V173H197ZM197 174H196V176H197ZM202 175H204L203 173H201ZM200 174V175H201ZM224 175L226 178H227V176L228 175ZM239 174V176H240V173H238ZM252 174V173H251ZM250 174V175H251ZM255 174V173H254ZM199 175V174H198ZM209 175V174H208ZM211 175V174H210ZM236 174H234V176H235ZM247 175V173L244 175V177ZM247 175V176H248ZM253 175V174H252ZM257 175H259V174H257ZM190 177H189V179H191V181L190 182H192V183H190L191 185V187H189V188H187V191L186 192H188V189H191V193L193 194V198H192V203H191V208H190V210H195L196 211V215H198L199 217L202 215L203 216V218H202V220H208V219H211V218H209V217H212V216H215L213 213H214V211H215V209H216V207H218V205L216 204V203H214L213 205L214 206H216L215 207V209H214V211H213V215H211V214H209V210H200L201 208H200V206H199V200L200 199H203V198H200L199 199V197L201 196H198L197 194H198V189L197 188H199V187H196V184H197V182L195 181L194 182V180L197 178H194V175H191V172H190V175H189ZM204 176H206V175H204ZM232 176H233V174H232ZM243 176V175H242ZM256 176V175H255ZM254 176V177H255ZM260 176V175H259ZM259 176H258V178H259ZM19 177V176H18ZM207 177V176H206ZM205 177V178H206ZM211 177V176H210ZM216 177V179H218ZM219 177H221V176H219ZM231 177V176H230ZM241 177V176H240ZM239 177V178H240ZM244 177H243V179H244ZM251 177V176H250ZM14 178H15V176H14ZM51 178V177H50ZM199 178V177H198ZM203 176L201 177V179L203 180ZM205 178H204V180H205ZM213 178V177H212ZM242 178V177H241ZM240 178V179H241ZM246 178V177H245ZM249 178V177H248ZM261 178H259V179H261ZM186 179V178H185ZM200 179V178H199ZM209 179V178H208ZM208 179L206 180V181H208ZM214 179V178H213ZM228 179H229V177H228ZM231 179H234L233 177L231 178ZM235 179H237L238 180V178L235 176ZM254 179V178H253ZM252 179V180H253ZM256 180H257V177L255 178ZM258 179V181H259V184H260V187H261V185L262 184H264V183H262V182H264V181H262V179H261V181ZM264 179V178H263ZM64 180V179H63ZM197 180V179H196ZM212 180V179H211ZM211 180L209 181L210 183H211ZM222 180H225V178L222 176V178H221V180H220V182H219V179H218V183L217 184H219V183H221V181ZM245 180V179H244ZM256 180H254V181H256ZM183 177L182 176H178V177H176V179H174V180H172L171 181V189H169V187H168V191H169V193L167 194L168 196H170L171 198H172V201H171V198L170 197H168V198H170V202H165V199H164V197H165V194L163 195V197H160V195H159V197L160 198H163V203L164 204H169L170 203V205H171V203H172V205L170 206V205H167V206H170L171 207V210L172 211H174V212H176V213H178V214H176L177 216H178V219L176 220L177 222H175V220H173L176 224L180 221V219H181V217L180 216H182V215H184V210H186V207L185 206H187V204H186V195H188L186 192H185V188H186V182L187 181H185L184 182V185H185V188L183 187L184 185H183ZM189 181V180H188ZM201 180H199V182H200ZM226 181V180H225ZM225 181H224V183H225ZM235 181V180H234ZM239 181V180H238ZM246 181H247V179H246ZM248 181H250V178H249V180ZM254 181H253V183H254ZM77 182V181H76ZM82 182V181H81ZM198 182V183H199ZM205 182V181H204ZM213 182V181H212ZM241 182H243V181H241ZM245 182V181H244ZM252 182V181H251ZM188 183V182H187ZM196 183V184H195ZM209 183V184H210ZM222 183H223V181H222ZM221 183V184H222ZM230 183H232V182H230ZM229 183V185L231 186V184ZM234 183H236V182H234ZM233 183V185H235ZM238 183V182H237ZM257 183V182H256ZM256 183H254V184H256ZM204 184H206V183H204ZM208 184V183H207ZM207 184H206V186H207ZM208 184V185H209ZM212 184V183H211ZM210 184V185H211ZM244 184V183H243ZM258 184V183H257ZM259 184H258V186H259ZM71 185V184H70ZM199 185V184H198ZM197 185V186H198ZM201 185V184H200ZM220 185V184H219ZM224 185V184H223ZM223 185H222V187L221 186H219V187H221V190H222V188H223ZM226 185H227V183H226ZM239 185V186H238ZM237 186L239 187V190H241L240 189V184H238ZM245 185V184H244ZM85 186V185H84ZM189 186V185H188ZM187 186V187H188ZM201 186H203V182H202V185ZM225 186V185H224ZM237 186H234V192H235V190H238V189H236V187ZM246 186H248L247 185V183H246ZM245 186V187H246ZM251 186H254V185H252L251 184ZM256 186V185H255ZM263 186V185H262ZM226 187V186H225ZM224 187V189L226 190V188ZM237 187V188H238ZM249 187H250V184H249ZM264 187V186H263ZM203 188H204V186H203ZM206 189H207V187H205ZM204 188V189H205ZM209 188V187H208ZM228 188H230V190L232 189L231 187H229L228 186ZM248 188V187H247ZM251 188V187H250ZM250 188H248L249 190H251ZM256 188H258L257 186H256ZM167 189V188H166ZM205 189V190H206ZM247 189V190H248ZM255 189V188H254ZM60 190L62 191V187L60 188ZM162 190V189H161ZM209 190V189H208ZM208 190H206V191H208ZM221 190H219V191H221ZM244 190V189H243ZM243 190H242V192H243ZM253 190V189H252ZM261 190H262V188H261ZM60 191V192H61ZM163 191V190H162ZM167 191V190H166ZM199 191H200V189H199ZM201 191H202V193H203V195H205L204 194V192H203V190L201 189ZM200 191V192H201ZM229 191V190H228ZM245 191H246V189H245ZM258 191H260V188H259V190ZM263 191V190H262ZM190 192V191H189ZM227 192V191H226ZM224 193V190H223V192H221L222 194L224 193V194H227V193ZM237 192V191H236ZM235 192V193H236ZM241 192V193H242ZM255 192H257V189H256V191ZM162 193V192H161ZM160 193V194H161ZM166 193V192H165ZM186 193V194H185ZM191 193H190V195H191ZM201 193V194H202ZM205 193H207V192H205ZM229 193H231V192H229ZM229 193H228V195H229ZM232 193H233V191H232ZM232 193L230 194V196L232 197ZM258 193V192H257ZM209 194H211L210 192H209ZM234 194V193H233ZM248 194H250V193H248ZM253 194V193H252ZM262 195H263V193H261ZM162 195V194H161ZM202 195V196H203ZM235 195V194H234ZM238 195V194H237ZM258 195H259V193H258ZM261 195V196H262ZM207 196H208V194H207ZM226 196V195H225ZM240 196H242V195H240ZM240 196H238V197H240ZM245 196H247V194H245ZM245 196H243L244 197V199H246L247 197H245ZM253 196V195H252ZM264 196V195H263ZM63 197H65V195L63 196ZM62 197V198H63ZM149 197H150V195H149ZM148 197V198H149ZM159 197L157 198L158 200H159ZM204 197V196H203ZM209 197V196H208ZM248 197H249V195H248ZM66 198V197H65ZM145 198V197H144ZM147 198V197H146ZM147 198V199H148ZM151 198V197H150ZM152 198H154V197H152ZM189 198H191L190 196H189ZM234 199L235 198H237V196L235 195V197H233ZM251 198V197H250ZM166 199H167V197H166ZM233 199V200H234ZM242 199V198H241ZM255 199V198H254ZM257 199V198H256ZM62 200V199H61ZM104 200V199H103ZM142 200H143V198H142ZM149 200H151V199H149ZM149 200H147V201H149ZM155 200H156V197H155ZM154 200V201H155ZM157 200V201H158ZM204 200H206L205 202L206 203H208L209 202V200L207 199V197L204 199ZM204 200H202V201H204ZM250 200V199H249ZM252 200V199H251ZM250 200V201H251ZM263 200V199H262ZM139 201L140 200H138V202L137 203H135V204H133V205H131V206H129V207H127V208H123L122 206H119V207H116L114 210H112L108 215H106L105 216V218L106 219H108V220H114V221H122V219H123V221L125 220V219H128V222L126 221V223H127V226H128V228H129V230L131 231L132 229L133 230H141L142 231V229H144L145 230V234H146V239H144V240H146L147 241V243H148V245L150 246V248L151 249H159V250H163V252H164V254H165V256H166V258L165 259H167L169 256H170V253L168 252V248L167 247H171V246H175L174 245V243H175V241L176 240H174V239H172L173 238V236L172 237H169L170 236V234L168 235L167 233H169L168 231L169 230H167V232H166V234H165V232H163V230H166V229H163L162 231H161V233H162V237H161V242H159L158 241V244L154 241V238H153V236H152V231L154 230L153 228L154 227H152V223L150 222V220L148 221V219H146V217H142V216H140L139 215V213H138V215H139V217H141L140 219L137 217V215H136V217L134 216H132V215H128L127 216V218H124L123 216H121V214H123V211H124V209L125 210H129V212L131 213L132 211H135V210H137V212L138 211H140V209H139V207H140V203H139ZM146 200H144L143 201V203L145 202ZM153 201V200H152ZM153 201V202H154ZM157 201H155L154 203H156ZM236 201V200H235ZM242 201V200H241ZM247 201H248V198H247ZM257 200H255V202H256ZM259 201H260V198H259ZM104 202H105V200H104ZM149 202H151V201H149ZM153 202H151V203H153ZM190 201L188 200V203H189ZM245 202V201H244ZM253 202V201H252ZM262 202V201H261ZM261 202H258L257 201V203H261ZM264 202V201H263ZM21 203V202H20ZM76 203H78V202H76ZM151 203H149L151 206L150 207H153V205L151 204ZM157 203H160L159 201L157 202ZM205 203V204H206ZM234 205L236 204V202L234 203V202H232ZM248 203V202H247ZM251 203V202H250ZM246 204V206L247 205H252V204ZM256 203V204H257ZM145 204V203H144ZM143 204V205H144ZM147 204H148V202H147ZM201 205H202V202L200 203ZM209 204H210V202H209ZM208 204V205H209ZM211 204H212V202H211ZM262 204V203H261ZM264 204V203H263ZM263 204H262V206H263ZM142 205V206H143ZM160 205V204H159ZM159 205H157V204H155L154 206H156L155 208H157ZM207 205V204H206ZM212 205V207L214 208V206ZM234 205H231V206H234ZM242 205H243V203H242ZM242 205H241V208H242ZM244 205H245V203H244ZM243 205V206H244ZM145 206H147L146 204H145ZM163 206V205H162ZM165 206V205H164ZM166 206V207H167ZM205 206V205H204ZM236 206V205H235ZM245 206V207H246ZM257 206H258V208H259V205L257 204ZM262 206H260L262 209H263V207ZM19 207H21V206H19ZM26 207V206H25ZM25 207H23L24 209H26ZM169 207V208H170ZM208 207H210V206H207V209H209ZM212 207H210V208H212ZM249 207V206H248ZM248 207H247V209H248ZM251 207V206H250ZM73 208H74V212H72V216L75 218V223H74V225L72 224L71 225V223H66V222H64L63 220H61V219H59V218H56V220H47L44 224H46L45 225V229H44V233H45V236H42L43 237V242H45L46 243V241L47 240H49V239H47V234L46 233H48V231L52 234V242H47L48 244H47V246L49 245H51L52 244V246H53V244H54V246L57 248L56 249V254H57V256L59 257V259L61 260L62 259V257L61 256H63V257H66V256H68V255H80V256H85L86 258H88L90 261H87V262H89L88 264H103L102 262H103V255H102V252H101V250H100V248L102 247V245H103V241H100V240H97L96 241V239L95 238H93L92 236H90L89 235V233H87V232H85V223H87L86 222V219H88V216H87V214H85V211H84V208L82 207V206H74V204H73ZM80 208H81V210H83V212L80 210ZM86 208V207H85ZM183 208H184V210H183ZM188 208V207H187ZM28 209V208H27ZM149 209V208H148ZM151 209H154V207L153 208H151ZM159 209V208H158ZM157 209V210H158ZM161 209H164V208H161ZM161 209H160V213H161ZM206 209V208H205ZM242 209H244V207L242 208ZM246 209V208H245ZM246 209V214H247V211H249V210H247ZM261 209V210H262ZM23 210V209H22ZM170 210V211H171ZM211 211L213 210V209H210ZM218 210V209H217ZM251 210V209H250ZM259 210H260V208H259ZM259 210H257V211H259ZM24 211V210H23ZM42 211H44V210H42ZM156 211V210H155ZM159 211V210H158ZM163 211H166V210H162V215L163 216H165V217H167V213L169 212V211H167V212H165L164 214H163ZM195 211H194V214H195ZM210 211V212H211ZM20 212V211H19ZM148 212H149V210H148ZM150 212H151V210H150ZM192 212V211H191ZM216 212V211H215ZM222 212V211H221ZM220 212V209H219V212H217V216H218V213H221ZM244 212V211H243ZM21 214H22V212H20ZM24 213V212H23ZM133 213V212H132ZM154 213V211H152V213H150L151 215ZM158 213V212H157ZM172 213V212H171ZM187 213H189V212H187ZM186 213V214H187ZM250 213V212H249ZM248 213V214H249ZM255 213L258 215V212H256L255 211ZM263 213H264V210H263ZM262 213V214H263ZM90 214L91 213H88V215H89V218H90ZM137 214V213H136ZM147 214H149V213H147ZM150 214H149V216H150ZM165 214H167V215H165ZM185 214V215H186ZM255 214V216H257ZM260 214V213H259ZM261 214V216H262V218H264V216ZM134 215V214H133ZM154 216H155V214H153ZM161 215V214H160ZM159 215V216H160ZM171 215V214H170ZM175 215V214H174ZM175 215V216H176ZM211 215V216H210ZM221 215V214H220ZM251 215V214H250ZM252 215H254V214H252ZM19 216V213H18V215L15 217L16 219H18L17 217ZM25 216L27 217V214H25ZM25 216H22V217H25ZM157 216V215H156ZM159 216H157V217H159ZM173 216V215H172ZM171 216V217H172ZM188 216H190L191 217V214L190 215H188L187 214V217H185V218H187V219H189L188 218ZM194 216V215H193ZM217 216H216V218H217ZM247 216H249V215H247ZM261 216H260V218H261ZM20 217V216H19ZM92 217V216H91ZM147 217H148V215H147ZM153 216H151L150 218H152ZM224 217V216H223ZM250 217V216H249ZM28 218V217H27ZM46 218H47V216H46ZM49 218V217H48ZM155 218V217H154ZM161 218V217H160ZM160 218H158V220H161ZM168 218H169V216H168ZM248 218V217H247ZM251 218V217H250ZM256 218H258V217H256ZM92 219V218H91ZM156 219V218H155ZM170 219V218H169ZM214 219V218H213ZM212 219V220H213ZM218 219H219V217H218ZM221 219V218H220ZM225 219H226V216H225ZM224 218L222 219V220H225ZM228 219V218H227ZM252 219H253V216H252ZM254 219H255V217H254ZM14 220V219H13ZM12 220V221H13ZM19 221H22V220H20V219H18ZM17 220V221H18ZM46 220V219H45ZM93 221H94V219H92ZM154 220V219H153ZM157 220V219H156ZM157 220V221H158ZM172 219H170L169 221H171ZM184 220V219H183ZM211 220V221H212ZM221 220V221H222ZM231 220V219H230ZM249 220V222L250 221H252L251 219H248ZM257 220V219H256ZM263 220V219H262ZM261 220V221H262ZM17 221H15L16 223H19V222H17ZM27 222H28V219L26 220ZM88 221H90V220H88ZM155 221V220H154ZM164 221V220H163ZM168 220H166V222H167ZM187 221H189V220H187ZM217 221V220H216ZM220 221V220H219ZM221 221H220V224H221ZM258 221H260L259 220V218H258ZM261 221H260V223H261ZM14 221H13V223H15ZM24 222H25V220H24ZM181 222H183L182 220H181ZM192 222V221H191ZM191 222H189V223H191ZM214 223H215V220L213 221ZM225 221H223L222 223H224ZM248 222V223H249ZM264 221H262V223H263ZM95 223V222H94ZM98 223V222H97ZM123 223V222H122ZM155 223V222H154ZM160 223V222H159ZM171 223H173V222H171ZM170 223V227H171V229H173L172 227H173V225L175 224V223H173V224H171ZM187 223V222H186ZM194 223H195V221H194ZM217 223H219V222H217ZM227 223H229V222H226V224L224 223V226H227ZM231 223V222H230ZM255 223H257L256 221H255ZM261 223V224H262ZM10 224V223H9ZM20 224H21V222H20ZM25 224H27L26 222H25ZM124 224V223H123ZM165 224V223H164ZM183 224V223H182ZM181 224V225H182ZM192 224V223H191ZM208 224V223H207ZM209 224H211V223H209ZM242 225H243V222L241 223ZM244 224H245V222H244ZM34 225V224H33ZM95 225V224H94ZM154 225V224H153ZM158 225V224H157ZM181 225H180V227H181ZM183 225H185V227H187L186 226V224L184 223ZM194 225V224H193ZM205 225H206V223H205ZM205 225H204V227H203V225L201 224V226L203 227V230H204V228H205ZM212 225H214V224H212ZM253 225H254V223H253ZM263 225V224H262ZM10 226H11V224H10ZM19 226V225H18ZM17 226V224H16V227H18ZM22 226V225H21ZM21 226H20V229H21ZM30 226H31V224H30ZM36 226V225H35ZM125 226V225H124ZM124 226L122 227V228H124ZM160 226H161V224L159 225V228H160ZM169 226V225H168ZM192 226V225H191ZM190 226V224H189V228L191 227ZM209 226H211V225H209ZM215 226V225H214ZM221 226H223V224L221 225ZM232 227L234 226V224L233 225H231ZM243 226H245V225H243ZM250 226H251V222L249 223V229H251L252 230V228H254V227H252V228H250ZM257 225L255 224V227H256ZM27 227V226H26ZM33 227V226H32ZM89 227V226H88ZM91 227H92V225H91ZM156 227V226H155ZM177 227V226H176ZM184 227V228H185ZM193 227H195V225L194 226H192V228ZM212 227V226H211ZM232 227L230 228V226L229 227H227V230H228V228H230V229H232ZM259 227V226H258ZM257 227V228H258ZM14 228V227H13ZM24 228H25V226H24ZM167 229L169 228V227H166ZM191 228V229H192ZM213 228V227H212ZM222 228V232H223V228L224 227H220V229ZM7 229H8V227H7ZM16 230L15 231H18V230H20L19 229V227H18V230H17V228H15ZM27 229V228H26ZM50 229V230H49ZM52 229V230H51ZM157 229V228H156ZM170 229V230H171ZM186 229V228H185ZM195 229H196V227L193 229L194 231H195ZM264 229V228H263ZM9 230V229H8ZM12 230V229H11ZM22 230V229H21ZM28 230V229H27ZM26 230V231H27ZM90 230V229H89ZM123 230H126V229H123ZM129 230L127 231V232H129ZM132 230V231H133ZM158 230V229H157ZM174 230V229H173ZM178 230H180V229H178ZM178 230H175L176 232L178 231ZM190 230V229H189ZM205 230H207V228L205 229ZM204 230V231H205ZM209 230V229H208ZM210 230H212V229H210ZM213 230H215V229H213ZM234 230V229H233ZM258 229H256L255 230V228H254V230L253 231H257ZM25 231V232H26ZM119 231H122L121 229L119 230ZM172 231V230H171ZM180 231H184V229L182 230V227H181V230ZM201 231V230H200ZM218 231H219V229H218ZM230 232H231V230H229ZM252 231V232H253ZM261 231V230H260ZM10 232H12V231H10ZM25 232H23V233H21V234H24ZM118 232V231H117ZM123 232V231H122ZM155 232V231H154ZM157 232H159V231H156L155 233H157ZM175 232V233H176ZM181 232V233H182ZM186 232V231H185ZM187 232H188V230H187ZM186 232V233H187ZM191 232V231H190ZM209 232H211V231H209ZM220 232H221V230H220ZM219 232V234H221ZM226 232V231H225ZM248 232H249V230H248ZM13 233V235H15L14 234V232H12ZM16 233H18V232H16ZM121 233V232H120ZM137 233H139V232H137ZM140 233H142V232H140ZM144 233V232H143ZM173 233V232H172ZM180 233V234H181ZM199 233V232H198ZM197 233V237H199V236H201L202 237V235H201V232L198 234ZM207 233V232H206ZM214 233V232H213ZM227 233H228V231H227ZM226 233V234H227ZM250 233H251V231H250ZM254 233V232H253ZM257 233H259V230H258V232H256L255 234H257ZM261 233V232H260ZM18 234H20V232L18 233ZM118 234V233H117ZM159 234V233H158ZM179 234V233H178ZM179 234V235H180ZM183 234L184 233H182V236H183ZM191 234V233H190ZM208 234V233H207ZM210 234V233H209ZM224 234V233H223ZM226 234H224V235H226ZM231 234V233H230ZM229 234V237L231 236ZM252 234V233H251ZM263 234V233H262ZM261 234V235H262ZM12 235V234H11ZM17 235V234H16ZM15 235V236H16ZM43 235V234H42ZM125 235V234H124ZM124 235H122V237L124 236ZM153 235H154V233H153ZM157 235V234H156ZM159 235H161V234H159ZM172 235V234H171ZM177 235V234H176ZM187 235H188V233H187ZM192 235H194L193 233H192ZM199 235V236H198ZM204 235H206L205 233H204ZM214 234H212V236H213ZM223 235V236H224ZM232 235H233V233H232ZM260 234L258 235H255V236H257L256 238H257V240H260L259 238H258V236L259 237H264V235H262L261 236ZM24 235H22V236H20V235H18L17 236V239L16 240H21V237H23ZM118 236H120V234L118 235ZM117 236V237H118ZM141 236V235H140ZM143 237H144V235H142ZM175 236V235H174ZM191 236V235H190ZM219 236H221V235H219ZM227 236V235H226ZM225 236V238H227ZM254 236V235H253ZM254 236V237H255ZM115 237V236H114ZM130 237V242H134V244H136L137 242H138V240H139V237H138V235H136L135 233H131V235L129 236ZM180 238H181V240H182V237L181 236H179ZM206 237V236H205ZM207 237H208V235H207ZM206 237V238H207ZM211 237V236H210ZM15 238V237H14ZM20 238V239H19ZM124 238V237H123ZM145 238V237H144ZM159 238V237H158ZM177 238V237H176ZM175 238V239H176ZM194 238H196V237H194ZM216 238H217V236H216ZM218 238H220V237H218ZM218 238L216 239V241L218 240ZM224 238V237H223ZM224 238V241L226 240ZM232 238H233V236H232ZM232 238L230 237V238H228L229 240L231 239L232 240ZM256 238H254V239H256ZM23 239V238H22ZM186 239V238H185ZM184 239V240H185ZM209 239H212V238H209ZM213 239H215V238H213ZM221 239H222V236H221ZM221 239H219V240H221ZM263 240H264V238H262ZM27 240V239H26ZM128 240H129V238H128ZM181 240L178 238V241H180V242H178V241H176V243L178 242V243H180V245H181ZM207 240V239H206ZM262 240V241H263ZM8 241V240H7ZM11 241V240H10ZM9 241V242H10ZM121 241V239L119 240V239H117V238H115L112 242H111V244H110V246L113 248V249H115L114 247H121V244H124V241L125 240H123V243H121L120 242ZM191 241V240H190ZM200 242V240H198V239H196V242ZM202 241H203V239H202ZM201 241V242H202ZM209 242H210V240H208ZM212 241V240H211ZM215 241V242H216ZM234 241H235V239H234ZM248 241V240H247ZM219 242V241H218ZM221 242V241H220ZM226 242H227V240H226ZM230 242V244H233V245H236L235 243H237L238 244V242H234V243H232L233 242V240L232 241H229ZM256 242H258V241H256ZM15 243V242H14ZM17 243V242H16ZM129 243V242H128ZM184 243H186V244H188L187 245V248H185V249H188V246L189 247H191V245L194 247V245H193V243H191V245H189V242H188V238H187V241L186 242H184ZM211 243V242H210ZM261 243V242H260ZM259 243V244H260ZM6 243H4V250H6V252L4 253L5 254V257L4 258H6V254L7 255H9L8 257H10L11 256V254H9V251H11V250H8L7 251V248H10V247H7L6 245H5ZM10 244H11V242H10ZM9 244V245H10ZM12 244H13V242H12ZM11 244V245H12ZM130 244V243H129ZM133 244V245H134ZM143 244V243H142ZM195 244V243H194ZM201 244V243H200ZM205 244V246L202 244V246H204L203 248L205 249V247H207L208 245L206 244V243H204ZM223 244V243H222ZM221 243H220V245H221V247H223L224 246V244L222 245ZM229 244V243H228ZM227 244V245H228ZM13 245H15V244H13ZM19 245H21V247H23L22 246V243H21V241L19 242ZM120 245V246H119ZM132 245V244H131ZM139 245H141L140 244V242H139ZM184 245V244H183ZM211 245H213V244H211ZM226 245V244H225ZM232 245V246H233ZM239 245V244H238ZM258 245V244H257ZM262 245H264L263 243H262ZM261 245V247H263L264 248V246H262ZM7 248H6V247ZM16 246V245H15ZM125 246V245H124ZM137 246V245H136ZM195 246H196V244H195ZM201 246V247H202ZM218 246H219V243H218ZM229 246V245H228ZM231 246V245H230ZM260 246V245H259ZM12 247H14V246H12ZM11 247V248H12ZM126 247V246H125ZM134 247V246H133ZM182 247V246H181ZM184 247H186L185 245H184ZM192 247V248H193ZM198 248L200 247L199 246V244H198V246H197ZM196 247V248H197ZM200 247V248H201ZM213 247V246H212ZM225 247V246H224ZM235 247H237V246H235ZM234 246H233V248H235ZM249 247V246H248ZM6 248V249H5ZM25 248V247H24ZM23 248V249H24ZM40 248H41V246H40ZM119 248H117V249H119ZM122 248V247H121ZM139 250H141V247L139 246ZM196 248H194V249H196ZM226 248V247H225ZM249 248H252V247H249ZM15 249H17L16 247L14 248V250ZM26 249V248H25ZM130 249V248H129ZM138 250V248H135V250ZM147 249H148V247H147ZM177 249H178V244H177ZM184 249V248H183ZM191 249V248H190ZM190 249H188L189 251H190ZM207 249H208V247H207ZM217 249H219V248H217ZM217 249H215V250H217ZM223 249V248H222ZM230 249L231 250H233L232 249V247H230ZM29 250V249H28ZM131 250V249H130ZM138 250V251H139ZM170 250V249H169ZM180 250V249H179ZM196 250H198V249H196ZM235 250H236V248H235ZM234 250V251H235ZM262 250V249H261ZM264 250V249H263ZM262 250V251H263ZM17 251V250H16ZM142 251V250H141ZM172 252H173V250H171ZM193 251V250H192ZM223 251L224 250H219V252H221V253H223ZM252 251V250H251ZM12 252H13V249H12ZM18 252V251H17ZM26 252V251H25ZM131 252V251H130ZM149 252V251H148ZM185 252H186V250H185ZM191 252V251H190ZM200 252V251H199ZM203 252V251H202ZM204 252H206V251H204ZM218 252V251H217ZM218 252V253H219ZM237 252V251H236ZM19 253H20V251H19ZM19 253H18V256H17V260H18V257H19ZM27 253V252H26ZM138 253H141V252H138ZM143 253V252H142ZM146 253V252H145ZM182 253V252H181ZM184 253V252H183ZM192 253V252H191ZM198 254V252H194L193 251V254ZM201 253V252H200ZM206 253H209V251L208 252H206ZM212 253V252H211ZM217 253V254H218ZM221 253H219V256L221 255L222 256V254ZM13 254H15V253H13ZM17 254V253H16ZM28 254H30V253H28ZM36 254V253H35ZM137 254V253H136ZM148 254H150V253H148ZM153 254H155V252L153 253ZM172 254V253H171ZM184 254H186V253H184ZM183 254V255H184ZM187 254H188V252H187ZM196 254V255H197ZM214 254V253H213ZM226 254V253H225ZM232 254V253H231ZM237 254V253H236ZM239 254V253H238ZM250 254V253H249ZM253 254V253H252ZM255 254V253H254ZM141 255H145V254H141ZM200 255V254H199ZM206 255H208V254H206ZM205 254H204V256H206ZM212 255V254H211ZM224 255V254H223ZM4 256V255H3ZM13 257H14V255H12ZM16 256V255H15ZM31 256V258H32V255H30ZM132 256V258H134L133 257V254L131 255ZM139 256V255H138ZM146 256V255H145ZM144 256V258L143 257H141V261H143L142 263H141V261L140 260H138V262L140 263V264H147L148 263V260H146V257ZM177 256H179V255H177ZM177 256H176V258H177ZM198 256V255H197ZM227 256H228V254H227ZM252 256V258H253V255H251ZM6 258L8 261H0V264H16V257H15V259L14 260H16V261H11V260H9V258ZM29 257V256H28ZM148 257L150 258V256L148 255ZM157 257H158V255H157ZM171 257V256H170ZM170 257L168 258V259H170ZM180 257V256H179ZM178 257V258H179ZM183 257V256H182ZM187 255H186V258H185V260L187 259ZM190 257H191V254H190ZM201 257H203V256H201ZM211 257V256H210ZM222 257H224V256H222ZM239 257H241V251H240V256ZM249 257V256H248ZM255 257H256V255H255ZM254 257V258H255ZM12 258V257H11ZM30 258V257H29ZM28 258V259H29ZM129 259L130 258V253H129V251L127 250V248H125L124 249V259ZM131 258V261L132 260H134V259H132ZM139 258V257H138ZM160 258V257H159ZM164 258V257H163ZM184 258V257H183ZM192 258V257H191ZM194 258V260H196L197 259V257L195 258V257H193ZM204 258V257H203ZM221 258V257H220ZM225 258V257H224ZM223 258V259H224ZM227 258V257H226ZM230 258V257H229ZM237 258V257H236ZM140 259V258H139ZM151 259V258H150ZM150 259H149V261H150ZM153 259V258H152ZM155 259V258H154ZM167 259V260H168ZM175 259V258H174ZM190 259V258H189ZM214 259V258H213ZM219 259V258H218ZM239 259V258H238ZM247 259H250V258H247ZM85 260V259H84ZM87 260V259H86ZM167 260H165V261H167ZM171 260V259H170ZM169 260V261H170ZM176 260H178V259H176ZM182 261L181 259L180 260H178L177 261V264H179L178 262L180 261V263H181V261L183 262L182 264H203L202 263V261ZM204 260H205V258H204ZM203 260V261H204ZM207 260H209L208 258H207ZM225 260H227L228 261V259H224V261ZM258 260H259V258H258ZM34 261V260H33ZM33 261H24L26 264H32L33 263ZM127 261V260H126ZM130 261V262H131ZM153 261V260H152ZM175 261V260H174ZM206 261V260H205ZM255 261V260H254ZM261 261V260H260ZM264 261V260H263ZM46 261H44L43 262V264H47V263H45ZM65 262V261H64ZM63 262V263H64ZM81 263H84V262H82V261H80ZM86 262V261H85ZM86 262V263H87ZM129 262V263H130ZM176 262V261H175ZM210 262V261H209ZM212 262V261H211ZM216 262V261H215ZM222 262V261H221ZM229 262V261H228ZM228 262H226V263H228ZM247 262H249V260H247ZM246 262V263H247ZM251 262V261H250ZM249 262V263H250ZM36 263V262H35ZM50 263V262H49ZM48 263V264H49ZM66 263V262H65ZM64 263V264H65ZM132 263V262H131ZM167 263V262H166ZM169 263V262H168ZM167 263V264H168ZM214 263V262H213ZM213 263H211V264H213ZM245 263V264H246ZM248 263V264H249ZM37 264V263H36ZM67 264V263H66ZM150 264H153V263H150ZM173 264V263H172ZM204 264H205V262H204ZM207 264V263H206ZM209 264V263H208ZM214 264H216V263H214ZM233 264V263H232ZM255 264H256V262H255ZM258 264V263H257ZM260 264H262V263H260Z\"/></svg>",
  "mask_w": 264,
  "mask_h": 264
},
{
  "label": "built area",
  "instance_id": "3",
  "mask_svg": "<svg viewBox=\"0 0 264 264\" xmlns=\"http://www.w3.org/2000/svg\"><path fill=\"white\" fill-rule=\"evenodd\" d=\"M142 4H150L163 17L170 18L198 13L203 0H42L32 25L53 36L72 20L81 19L79 27L84 32L98 35L110 30L118 16L129 14Z\"/></svg>",
  "mask_w": 264,
  "mask_h": 264
},
{
  "label": "crops",
  "instance_id": "4",
  "mask_svg": "<svg viewBox=\"0 0 264 264\" xmlns=\"http://www.w3.org/2000/svg\"><path fill=\"white\" fill-rule=\"evenodd\" d=\"M7 2V0L5 1V3ZM5 3L3 5H5ZM4 7V6H3Z\"/></svg>",
  "mask_w": 264,
  "mask_h": 264
}]
</instances>
